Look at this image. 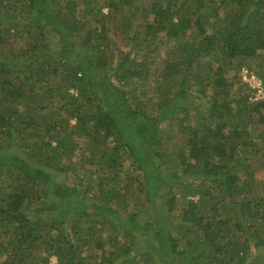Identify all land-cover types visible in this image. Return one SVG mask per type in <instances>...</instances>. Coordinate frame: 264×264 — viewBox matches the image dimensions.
I'll use <instances>...</instances> for the list:
<instances>
[{
	"label": "trees",
	"instance_id": "16d2710c",
	"mask_svg": "<svg viewBox=\"0 0 264 264\" xmlns=\"http://www.w3.org/2000/svg\"><path fill=\"white\" fill-rule=\"evenodd\" d=\"M245 75L264 0H0V264H264Z\"/></svg>",
	"mask_w": 264,
	"mask_h": 264
},
{
	"label": "rangeland",
	"instance_id": "374dc122",
	"mask_svg": "<svg viewBox=\"0 0 264 264\" xmlns=\"http://www.w3.org/2000/svg\"><path fill=\"white\" fill-rule=\"evenodd\" d=\"M103 4V3H102ZM105 10V12L107 11L106 9H104ZM164 44V46L163 45H160L161 46V49H160V57H162V58H165L166 56H167V49H168V43H167V41H166V43H163ZM144 52V54L146 55V51L144 50V51H142V53ZM133 56H136V53H133ZM155 56V55H154ZM149 60H151V62L152 61H154V58H152V57H150V59ZM158 62V61H157ZM157 67H158V65H156ZM151 82H153L152 81V79H151ZM259 96L260 95H258L257 94V97H256V99H258L259 98ZM261 96H263V95H261ZM75 122L73 121V124H74ZM127 164H128V166L130 167V170H132L131 169V164H130V162L129 161H127ZM70 182H72V179L70 180ZM167 189V191H170V188H166ZM198 199V198H197ZM196 199V200H197ZM126 203L128 204V208H131V206L135 203V199L134 198H128L127 200H126ZM53 213V218L55 219V220H57V218L58 217H63V216H65L67 213H65V212H60V215H58V213H55V212H52ZM32 219L34 218L33 216L31 217ZM139 247H141V246H139ZM248 253L249 254H255L256 253V250H255V247H254V244L252 243L251 244V247L248 249ZM251 261V260H250ZM248 264H251V263H248Z\"/></svg>",
	"mask_w": 264,
	"mask_h": 264
},
{
	"label": "built area",
	"instance_id": "2783aa9c",
	"mask_svg": "<svg viewBox=\"0 0 264 264\" xmlns=\"http://www.w3.org/2000/svg\"><path fill=\"white\" fill-rule=\"evenodd\" d=\"M244 79L249 81L250 85L253 88L258 89L257 94L260 95L259 98L264 97L263 85H262V82L260 81V79L258 77L254 76V75H251V76L245 75ZM261 95H263V96H261Z\"/></svg>",
	"mask_w": 264,
	"mask_h": 264
},
{
	"label": "clouds",
	"instance_id": "9594fccd",
	"mask_svg": "<svg viewBox=\"0 0 264 264\" xmlns=\"http://www.w3.org/2000/svg\"><path fill=\"white\" fill-rule=\"evenodd\" d=\"M55 262V263H54ZM51 264H58L57 259L55 257L52 258Z\"/></svg>",
	"mask_w": 264,
	"mask_h": 264
}]
</instances>
